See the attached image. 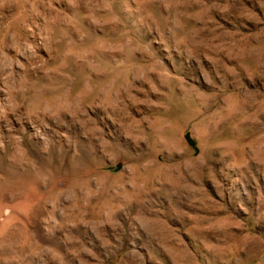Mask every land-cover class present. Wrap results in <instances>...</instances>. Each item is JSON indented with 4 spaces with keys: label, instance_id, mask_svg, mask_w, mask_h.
<instances>
[{
    "label": "rangeland",
    "instance_id": "1",
    "mask_svg": "<svg viewBox=\"0 0 264 264\" xmlns=\"http://www.w3.org/2000/svg\"><path fill=\"white\" fill-rule=\"evenodd\" d=\"M0 264H264V0H0Z\"/></svg>",
    "mask_w": 264,
    "mask_h": 264
}]
</instances>
